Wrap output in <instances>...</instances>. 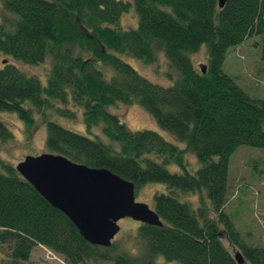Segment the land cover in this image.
<instances>
[{
  "label": "trees",
  "instance_id": "trees-1",
  "mask_svg": "<svg viewBox=\"0 0 264 264\" xmlns=\"http://www.w3.org/2000/svg\"><path fill=\"white\" fill-rule=\"evenodd\" d=\"M131 7L137 23L122 27ZM251 36L264 62V0L223 6L218 0H0V53L10 57L0 64V144L13 138L2 112L14 113L29 135L38 115L47 151L107 168L135 190L149 182L164 186L153 194L162 225L138 221L142 245L134 254L118 251L113 241L86 240L15 163L0 158V245L11 244L6 264H26L37 244L61 254L65 264H264V244L247 243L224 209L230 156L240 145L264 148V97L251 96L222 68L229 51ZM202 47L205 62H194L191 55ZM157 52L167 60L166 83L123 56L153 62ZM46 59L44 81L15 62ZM117 102L138 103L183 146L155 129L130 128L110 111ZM74 106L85 132L59 122L75 116ZM187 192L198 194L195 204L184 198Z\"/></svg>",
  "mask_w": 264,
  "mask_h": 264
},
{
  "label": "rangeland",
  "instance_id": "rangeland-1",
  "mask_svg": "<svg viewBox=\"0 0 264 264\" xmlns=\"http://www.w3.org/2000/svg\"><path fill=\"white\" fill-rule=\"evenodd\" d=\"M120 20L122 27L135 26L137 23L135 9L131 7L129 11L124 12ZM254 38L251 36L244 43L232 48L224 60L222 68L231 75H237L238 83L246 88L251 96L264 97V62L253 44ZM123 56L152 81L166 83L164 71L167 68V60L162 52H157V58L153 62H144L127 55ZM192 57L194 62H205V47L194 52ZM6 58L10 57L0 53V64L4 63ZM48 61L46 59L36 64L15 62L28 74H36L44 81ZM73 108L76 111L75 116L73 118H58L59 122L69 128L85 132L82 113L75 106ZM110 111L118 114L132 129H155L169 141L183 146L175 134L160 126L154 116L138 103L117 102L110 106ZM1 115L12 129L13 138L0 144V158L8 159L16 164L27 154L36 155L47 151L45 124L41 122L38 115L35 128L30 135L23 122L14 113L2 112ZM91 130L96 131L97 129L94 127ZM189 156L194 161V158ZM171 168L176 169L175 166H171ZM163 188V184L159 182H149L146 185L138 186L135 190V200L145 202L153 208L154 191ZM183 196L194 204L198 200L196 193L187 192ZM224 209L230 212L232 218L234 217L235 225L247 243L251 245L264 244V148L240 145L230 156L228 194ZM138 223L137 220L128 216L118 221L120 229L112 239L118 251L126 249L134 254L140 252L141 239L138 234H135ZM10 246L9 243L0 245V264H6L5 255ZM158 262L159 264H180L161 259ZM26 264H65V262L61 254L42 244H37L33 247Z\"/></svg>",
  "mask_w": 264,
  "mask_h": 264
},
{
  "label": "water",
  "instance_id": "water-1",
  "mask_svg": "<svg viewBox=\"0 0 264 264\" xmlns=\"http://www.w3.org/2000/svg\"><path fill=\"white\" fill-rule=\"evenodd\" d=\"M225 1L218 0L219 6ZM199 66L206 71L205 63ZM15 166L93 244L110 246L120 229L118 221L126 216L162 225L153 208L135 200L134 183L107 168L90 167L50 151L27 154ZM234 257L237 262H244L239 250L234 252Z\"/></svg>",
  "mask_w": 264,
  "mask_h": 264
}]
</instances>
